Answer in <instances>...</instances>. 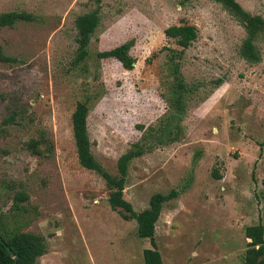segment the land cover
Segmentation results:
<instances>
[{
    "label": "rangeland",
    "instance_id": "374dc122",
    "mask_svg": "<svg viewBox=\"0 0 264 264\" xmlns=\"http://www.w3.org/2000/svg\"><path fill=\"white\" fill-rule=\"evenodd\" d=\"M264 20V0H235ZM100 7L89 56L71 68L78 15ZM30 14L0 28V226L45 239L36 264H143L149 240L112 211L103 179L82 168L71 128L76 104L90 102L95 159L116 173L134 143L145 153L128 167L123 197L135 212L156 193L163 203L155 242L163 264H243L244 228L264 227V37L250 64L245 31L213 0H0V14ZM190 25L178 96L167 70L182 50L165 36ZM133 41L129 71L96 53ZM31 142L41 155L33 154ZM219 175V178L215 176ZM28 199L13 211L14 197Z\"/></svg>",
    "mask_w": 264,
    "mask_h": 264
},
{
    "label": "trees",
    "instance_id": "16d2710c",
    "mask_svg": "<svg viewBox=\"0 0 264 264\" xmlns=\"http://www.w3.org/2000/svg\"><path fill=\"white\" fill-rule=\"evenodd\" d=\"M191 1V0H184ZM222 5L232 16L242 25L245 31V39L242 42L240 57L246 62L253 64L259 61V55L255 50V41L264 37V20L260 16L251 15L244 11L235 0H213ZM100 7L96 6L93 10L78 15L74 20L76 29V51L71 68H76L89 56L88 46L90 39L97 29L100 21ZM33 17L26 13L6 12L0 14V28L13 27L19 21H33ZM167 38L175 40L177 46L182 50L177 54L169 55L167 70L171 77L175 79L178 96L184 95V87L179 80V59L181 52L190 46L196 39V29L187 24L172 25L164 30ZM133 41L124 42L112 49L97 52V60L113 59L117 61L124 70H131L136 60L131 56L130 51ZM0 60L12 63L15 58L4 56L0 45ZM96 96H87L83 102L76 104L71 115V128L74 147L79 165L99 175L109 191L107 203L112 211L117 212L125 220H134L136 223V235L140 239H147L150 248L142 252L143 264H163L161 255L155 242V225L159 219L162 205L178 196L177 191H170L167 194L156 193L149 199L148 207L140 212H135L131 204L123 197L127 171L130 162L144 153V147L134 143L129 150L122 154L116 163V173L111 174L106 171L95 159L91 151V142L87 129V115L90 102ZM37 143L31 142L30 147L33 154L41 155V150ZM219 178L218 174H215ZM28 199L23 192L17 193L14 197L13 211H19L21 203ZM244 235L250 242L243 256V264H264V227L261 224L250 225L244 228ZM7 248L12 252L9 254ZM47 245L45 239L30 232L6 231L0 226V264H14V256H17L15 264H36L39 257L45 254Z\"/></svg>",
    "mask_w": 264,
    "mask_h": 264
},
{
    "label": "water",
    "instance_id": "95a60500",
    "mask_svg": "<svg viewBox=\"0 0 264 264\" xmlns=\"http://www.w3.org/2000/svg\"><path fill=\"white\" fill-rule=\"evenodd\" d=\"M7 250H8V252H9V254H12V252H11L8 248H7ZM13 259H14V264H15V262H16V260H17V256H14Z\"/></svg>",
    "mask_w": 264,
    "mask_h": 264
}]
</instances>
